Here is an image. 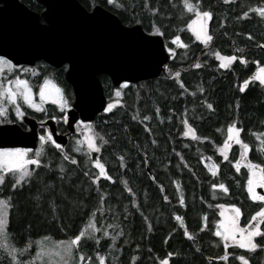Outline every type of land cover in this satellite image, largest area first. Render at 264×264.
Instances as JSON below:
<instances>
[{
  "label": "trees",
  "instance_id": "1",
  "mask_svg": "<svg viewBox=\"0 0 264 264\" xmlns=\"http://www.w3.org/2000/svg\"><path fill=\"white\" fill-rule=\"evenodd\" d=\"M20 1L37 11L34 0ZM78 1L87 10L96 5L106 8L126 26L135 25L137 20H141L140 26L145 32L150 30L153 22L161 26V16H153L149 9L143 7L145 0H114L112 6L106 0ZM148 2L153 7L158 6L164 18L165 35L169 37L168 40L162 37L164 43H169L171 35L180 34L187 45H172L174 55L167 61L172 72H179L180 76H172L164 69L154 79L130 84L121 90L119 106L95 118V130L109 141L102 148L99 158L106 165L114 183L101 178L96 185H92L93 198L87 201L83 212H96V208H100L103 220H100V212H96L95 219L105 227L110 223L118 224L120 227L116 231L123 229L124 236L117 238L114 249L108 248L107 245L112 241L104 237H101L99 244L89 241L91 247L86 248L85 253L86 256H92L93 264H98L96 252L105 256L106 264H113L114 259L116 264H159V259L169 251L179 253L181 264H224V261L216 259L223 255L220 245L217 246L218 238L207 229L200 231V228L205 223V215L209 224L218 218V208L215 206L220 203H235L240 207L242 221L258 210L257 204L247 198L244 187L246 168L241 165L240 172H237L230 163L239 158V146L233 145L228 151V161L218 157L217 148L226 137L229 123L235 120L237 126L243 129L240 134L242 140L250 145L248 159L253 163H264V138L261 136L264 134V88L259 87L258 82H250L244 93L239 91L242 81L254 75L258 67L264 66V63H252L253 60L264 62V49L258 46L264 44V18L255 12H250L248 17L242 19L239 17L250 6L264 5V0H236L235 4L227 5L223 0H202L203 5L206 8L211 5L210 10L213 11V17L208 21L209 34L213 36L209 47L221 55H243L247 61L246 66L234 62L229 69L217 67L219 61L209 54V48L201 45L186 30L189 14L182 13L180 0H171L177 5L175 8L166 5L164 0ZM118 3L123 4L124 8L118 10L115 6ZM245 34L251 35L253 39L249 40ZM236 48L244 51L238 53ZM197 64L200 67H194ZM99 79L111 96L113 88L108 77L99 75ZM177 81L183 82L187 90L181 89ZM198 87L203 88V93L198 91ZM206 103H212L214 110L207 109ZM144 115L150 119L143 121ZM134 116L137 119L133 120ZM183 119L188 120L198 136L208 139L193 141L183 137ZM146 126L150 132L145 131ZM95 156L93 154L91 158ZM121 156L124 158V167H120ZM209 157L220 165L218 182L222 181L229 187V196L219 194L220 190L216 189L219 195L213 198L210 185L216 178L211 176L206 167ZM76 158L78 166L64 162L66 170L76 168L70 179L87 190L90 181L82 172L95 173L97 170L92 167L91 158L87 161L79 155ZM145 159L147 165L144 164ZM57 163L55 159L53 164ZM150 177H156V181L153 182ZM10 181L6 179L5 184ZM125 186L131 188L132 192L129 193ZM161 186L163 193L160 191ZM181 194L186 201L185 207H180L178 203ZM99 195L104 196L103 201L99 200ZM164 195L169 197V202L163 200ZM133 202L139 211L133 207ZM210 204L212 207H209ZM174 210L183 218L189 232L195 235L194 241L184 238L180 221L173 216ZM10 211L13 226L9 228V233L17 247H23L25 243L42 236L66 240L83 228L88 220L82 212L71 213L64 217V230L61 231L59 216L53 224L52 217L45 219L42 214H38L33 219L29 235L20 226L21 216L16 215L14 210ZM141 212L144 213L143 217ZM150 226L152 230L148 231ZM108 231L111 233L112 229ZM231 251L233 249L229 248ZM235 251L251 257L250 264H264V251L260 249L252 253L239 249ZM229 264L240 262L233 261L230 256Z\"/></svg>",
  "mask_w": 264,
  "mask_h": 264
},
{
  "label": "snow or ice",
  "instance_id": "2",
  "mask_svg": "<svg viewBox=\"0 0 264 264\" xmlns=\"http://www.w3.org/2000/svg\"><path fill=\"white\" fill-rule=\"evenodd\" d=\"M106 2L110 6L114 4V0H106ZM164 2L173 8L177 6L171 3V0H164ZM223 3L225 5L229 3L235 4L236 0H223ZM115 6L118 10L124 8L121 3ZM179 6L182 9V13L189 14V19L185 24L186 30L191 32L201 45L209 48V54L214 55L219 61L217 67L229 69L237 61L241 65L246 66L247 61L243 55H221L219 52H213L209 47L210 42L213 41V36L209 34L208 30V21L213 17V11L210 10L211 5L206 8L202 0H180ZM143 7L149 9L153 16H161V26H157V23L153 22L150 30L146 34L141 33L139 39L159 46L161 51L165 53L166 60L174 55L172 45L187 47L183 43L180 34L171 35L169 43L163 44L161 37L165 40H168L169 37L165 35L166 25L163 24L164 18L160 8L151 6L148 0H145ZM124 10L126 11V9ZM250 12H255L264 18V5L248 7L247 11H243L239 18L248 17ZM41 19L47 21L48 18L44 16ZM136 23L142 25L141 20H137ZM194 25H199L198 30L194 28ZM245 35H247L249 40L253 39L251 35ZM258 46L264 49V44ZM235 51L242 53L244 50L236 48ZM161 63L165 71H168L170 75L180 76L179 72H172L167 63ZM252 63L261 64L264 62L253 60ZM194 67H200V65L197 64ZM64 68L68 70V65H64ZM5 70L7 75H5ZM29 73L33 76L38 75L34 68L19 66L18 63H14L6 55H0V119L12 124L19 123V127L15 129L18 133L21 132V129H24L34 137L33 149L0 147V264H93L92 256L90 254L86 256L85 253V249L91 247L88 243L89 241L99 244L101 237H104L112 241L111 244L107 245L108 248L114 249L117 238L124 236L123 229L116 231L120 227L118 224L110 223L105 227L100 221L95 219L96 212H100V220H103L100 208L97 207L96 212L91 210L83 212V209L87 206V201L93 198L91 193L92 185H96L101 178L105 182L114 183L106 165L99 158L102 148L108 145L109 141L105 139L104 135L95 130L89 117L77 119L73 111L74 105L70 102L64 90L54 85L47 76L44 78L43 83L39 85V101L35 100L32 85L29 80L22 78V75L26 76ZM250 82L252 84L258 82V86L264 88V66L258 67L255 75L244 79L239 85V91L244 93L246 88L250 86ZM177 83H179L181 89L187 90L183 82L177 81ZM130 84L131 80L129 78L116 82V85H114L116 89L114 92L115 97H121V90L129 87ZM198 91L203 93L204 90L202 87H198ZM181 95H183V92H181ZM45 103H50L54 106L53 111L58 110L59 112L58 115L46 116L47 119L57 125H66L65 131L74 129L78 137H80L75 139L71 152L81 153L89 158L96 154L95 158H91V165L97 171L95 173L90 171L82 172V175L90 181L87 190L84 189L83 185H77L70 179L72 174L76 172V168L66 170L64 162L73 166H78L79 162L75 156L65 149L62 139L63 133L50 130L46 126L45 120H40L41 131L39 133L34 128L29 129L25 126L24 121L29 114L28 110L33 113L41 112L45 115L47 114L48 109L44 107ZM117 103H119V100L109 102L106 105L102 104L101 110L106 114L110 113ZM206 107L209 110H214L212 103H206ZM10 113L14 115L15 119H10ZM135 119L137 117L134 116L133 120ZM149 119L150 117L147 115L142 117L143 121H148ZM183 125L184 131L181 133L183 137H190L193 141L208 139L198 136L195 128L189 124L188 120H184ZM145 131L150 132V129L146 126ZM217 131H220V129H217ZM242 131L243 129L237 126L235 120L229 123L227 137L218 146V157L222 158L223 161H228V151L232 149L233 145L239 146V158L230 161V163H232L237 172H240L242 162L248 169L244 187L248 193L247 198L257 204L258 210L251 214L250 217H245L244 221H242L241 216L243 213L240 207L235 203H220L215 207L221 210L219 212L221 217H224L225 210L231 211V219L227 226H225L223 219L219 221L213 220L209 224L207 223L208 217L205 215V223L200 228V231L207 229L211 235L218 238L217 246L223 245V255L216 257V259L224 261V264H229L230 256L233 261H239L240 264H250L251 257L235 251L236 249L245 250L248 253L255 252L257 249L264 251V194L257 191V188L264 189V163H253L248 159V153L251 149L250 145L242 140L240 135ZM261 136L264 138V134H261ZM37 141L39 142V147H35ZM57 158L61 163L54 165L53 161ZM119 160L120 167H124V158L121 156ZM208 160L211 161V157ZM201 161H203V157H201ZM144 164H148L146 159ZM184 167H188V165H184ZM206 167L211 176L216 178L212 180L210 185L213 190V198H217L219 194L225 197L229 196V187L222 181L218 182L220 165L212 162L207 164ZM6 176L11 177V181L8 184H5ZM66 177H69V179L66 180ZM150 179L153 182L156 181V177H150ZM173 183L176 182L173 181ZM34 185L35 191L33 192ZM125 187L127 188V186ZM216 189L220 190L219 194L216 193ZM127 191L131 193L132 189L127 188ZM160 191L164 192L162 186ZM99 200L103 201L104 196L99 195ZM163 200L169 202V197L164 195ZM178 203L180 207L186 206V201L182 194ZM133 207L139 211L135 202H133ZM209 207H212V205L210 204ZM10 210H14L16 215L21 216L20 226L29 235L31 234L33 219L37 218L38 214H42L45 219L52 217L53 224L56 223V218L59 216L61 231L64 230V217L71 213L82 212L83 215L88 217V220L84 228L75 231L66 240H57L54 243H49L50 237L45 236L42 241H36L37 251L35 256H33L29 252L30 245L28 243H25L23 247H17L12 243L9 233V228L13 226ZM140 215L143 217L144 213L141 212ZM173 216L177 221H180L179 226L183 229L184 238L194 241L196 237L189 232L183 222V218L177 215L175 210L173 211ZM29 217H32V219ZM213 225H215L214 230ZM108 229H112V232L110 233ZM151 230L150 226L148 231ZM173 231L175 232L176 229L173 228ZM257 237L260 239L257 240ZM229 248L233 249V251L229 252ZM196 251L199 252L200 249H196ZM26 254L29 257L27 259L25 258ZM96 259L99 264H106L105 256L100 255L99 252H96ZM132 259H136V257H132ZM113 264H116L115 259ZM159 264H181L179 253L169 251L163 258L159 259Z\"/></svg>",
  "mask_w": 264,
  "mask_h": 264
},
{
  "label": "water",
  "instance_id": "3",
  "mask_svg": "<svg viewBox=\"0 0 264 264\" xmlns=\"http://www.w3.org/2000/svg\"><path fill=\"white\" fill-rule=\"evenodd\" d=\"M37 1L44 7L40 13L20 0H0V55L29 66L36 61L53 67L68 65L64 79L72 89L77 119L92 121L106 105L99 75L114 86L125 78L131 84L154 79L164 71L165 53L139 39L146 34L140 25H124L100 5L87 10L78 0ZM44 16L47 21L41 19ZM161 42L165 44L162 37ZM25 122L36 131L34 121L25 118ZM47 125L55 130L50 122ZM18 127L0 125V147L34 148V137L23 129L18 133ZM62 139L65 145L67 136Z\"/></svg>",
  "mask_w": 264,
  "mask_h": 264
},
{
  "label": "flooded vegetation",
  "instance_id": "4",
  "mask_svg": "<svg viewBox=\"0 0 264 264\" xmlns=\"http://www.w3.org/2000/svg\"><path fill=\"white\" fill-rule=\"evenodd\" d=\"M34 2L37 5V8H36L37 11H34V10L30 9V8L29 9L34 11V12H36V13H40L44 9V7L37 0H34ZM18 65L22 66V67L34 68L36 70V72L38 73L37 76H33L30 73L28 75H26V76L22 75V78L29 80L30 84L32 85L33 92L35 94L34 95V99L35 100L39 101V96H38L39 85L43 83L44 78L47 76L52 81V83L54 85H56L57 87H60V88H62L64 90L66 96L70 99V102L73 103V99L74 98H73L72 89L66 83V81L64 79V73H65L66 70H65L63 65L61 67H53V66L47 64L44 61H36L31 66L23 65V64H18ZM5 75H7V71L6 70H5ZM110 85L112 86L111 82H110ZM102 87H103V85H102ZM112 88H113L112 90H115L114 86H112ZM103 90H104V94L106 96V104H107L108 101H109V94L105 91L104 87H103ZM44 107L48 109V112H47L46 115L44 113H41V112L33 113L31 110H28L29 114L26 116L27 122H28V120L34 121L37 133H39L41 131L40 120H45V124H46V126L49 129H50V127H49V125H47V122H50L51 124H53V126L55 128V132L63 133V135L65 134L67 136V143L64 145V147H65L68 144V142L70 140V136H71V134L74 133V131L71 132V133L69 131H65V129L67 127L66 125H57L54 122H52L50 119H47L46 116L47 117H51L52 115H58L59 112H58V110L57 111H53L54 106L51 105L50 103H45ZM101 113H103V111ZM101 113H99V114H101ZM95 118H94V120H95ZM10 119H15L14 115H12L11 113H10ZM94 120H92V121L94 122ZM24 123H25L26 128H29V125L25 121H24ZM4 124H12V123H9L7 121H4V120L0 119V125H4ZM17 125L19 126V123H17ZM38 145H39V142L37 141L36 142V147ZM220 249H221V253H223L224 249H223V245L222 244H220Z\"/></svg>",
  "mask_w": 264,
  "mask_h": 264
},
{
  "label": "rangeland",
  "instance_id": "5",
  "mask_svg": "<svg viewBox=\"0 0 264 264\" xmlns=\"http://www.w3.org/2000/svg\"><path fill=\"white\" fill-rule=\"evenodd\" d=\"M194 28H197V30H198L199 25H194ZM194 37H195V36H194ZM184 57H186V54H184ZM214 57H215V56H214ZM260 67H262V66H260ZM255 74H256V72H255ZM255 74H254V75H255ZM111 91H112V92H111V96H109V99H110L111 101H108V103H109V102H112V101L119 100V98L115 97V95H114L115 90H111ZM120 104H121V101L119 100V103H117L115 107L119 106ZM112 110H113V109H112ZM184 120H185V119H183V121H184ZM183 121H182V125H183ZM91 123L93 124V121H91ZM93 126H94V124H93ZM183 131H184V125H183ZM70 137H71V138H70L68 144L65 146V149L68 150L69 153H70L71 155L75 156V157H77V156L79 155V156L83 157L84 161L89 160V159H90L89 157H85V156H84L83 154H81V153H74V152H71V148H72L73 145H74V141H75V139L80 138V137H78V135L76 134L75 130H74V133L71 134ZM226 137H227V133H226ZM226 137H225V139H226ZM189 138H190V137H189ZM37 147H39V145H38ZM217 151H218V148H217ZM57 160H58V163H57V164L61 163V161H60L58 158H57ZM210 163H212V160H211V161H208V163H206V165H207V164H210ZM241 165L244 166L243 162L241 163ZM241 165H240V166H241ZM244 167H245V166H244ZM245 168H246V167H245ZM246 170H247V173H248V169H247V168H246ZM6 179H10V180H11V177H10V176H6ZM6 179H5V180H6ZM257 191L260 192V193H262V194H264V189H259V188H257ZM220 211H221V210L218 209V218L216 219V221H219V220H222V219H223V220L225 221V226H227L228 222H229L230 219H231V211H230V210H225V215H224V217H221V216L219 215V212H220ZM84 227H85V226H84ZM84 227H83V228H84ZM214 229H215V225H214ZM43 237H45V236L39 237V238H37V239H34L33 242L28 243V244L30 245V247H29V252H30L33 256H35L36 251H37L36 241H38V240H41V241H42ZM47 237H49V236H47ZM57 240H58V239H53L52 237H50V242H49V243H54V242L57 241ZM12 243H13V242H12ZM45 246L47 247V245H45ZM32 248H33L34 250H32ZM25 258H26V259L29 258V257L27 256V254H26ZM98 264H99V262H98Z\"/></svg>",
  "mask_w": 264,
  "mask_h": 264
},
{
  "label": "bare ground",
  "instance_id": "6",
  "mask_svg": "<svg viewBox=\"0 0 264 264\" xmlns=\"http://www.w3.org/2000/svg\"><path fill=\"white\" fill-rule=\"evenodd\" d=\"M137 83H139V82H137Z\"/></svg>",
  "mask_w": 264,
  "mask_h": 264
}]
</instances>
